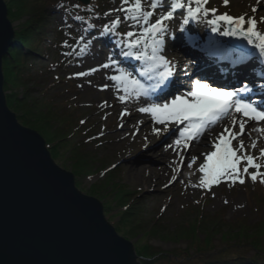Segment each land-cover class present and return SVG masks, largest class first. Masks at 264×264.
Instances as JSON below:
<instances>
[{
	"label": "rangeland",
	"instance_id": "obj_1",
	"mask_svg": "<svg viewBox=\"0 0 264 264\" xmlns=\"http://www.w3.org/2000/svg\"><path fill=\"white\" fill-rule=\"evenodd\" d=\"M4 1L8 7L10 0ZM52 2L50 8L54 11L53 31L51 30L52 32L49 33L52 48H50L47 57H34L37 67H32L30 63L27 65L28 71L35 75L29 81L28 97L30 101H38L40 106L43 105L41 99L50 100L55 107L64 104V111L62 110L61 113L65 117V123H61H63V127L71 123L69 126L73 127L74 134L71 128L64 131L63 137L71 136L66 140L67 143H64V141H59L60 136L55 130L58 129L60 122H56V128H52L57 133L55 138H51L50 132L38 124L27 126L19 119L20 112L12 107L7 100L10 91L4 89L7 105L15 113L19 123L35 130L46 142L53 144V141H56L58 143L50 146L51 156L61 169L74 174L75 187L79 191L100 200L103 208L106 202H111L113 210L106 211L104 208L106 219L114 226L119 236L133 244L140 260L143 259L140 251L150 253L147 249L167 253L170 256L160 260L157 264H203L205 261L225 259L228 256H239V258L253 256L255 250L246 243L247 237L236 238L233 232L229 233L231 228L228 225L225 226V229L216 226L214 236L208 243L210 245L206 244L207 246L203 243L205 234L201 229L198 232L200 238L198 247L201 246L202 250H199L201 248L196 245H191L187 239L177 240L173 234L177 230V226L189 224L197 216L199 218L202 213L209 215L207 217L210 219L221 216L220 225L225 222L229 225L236 224L241 219H245L244 221L249 224H254L260 216H264V209H258L260 207L259 200L264 199V180L258 176L256 181H252L250 175H245L243 184L222 181L220 184L212 186L211 190L199 187L202 178L199 175L198 162H201L202 159L193 154L192 150L183 165L172 168L171 161L179 163L175 148L174 146L168 147L166 143L156 149L158 145L155 143L159 135L155 133L156 127L148 119L149 116L142 115L138 110L142 106L131 111L128 105L112 98L107 99V92L102 87L104 85L102 78L104 75H109L107 69H100L84 77L74 75L82 71L87 72L102 64L100 60L103 54L99 56L102 39L95 40L91 51L85 56L65 55L72 51L71 46L76 44L80 35L83 34L91 38L88 33L84 32L89 24H95V34L98 36L103 24L115 16V14L105 16L104 13L114 7H119L120 0H101L100 3L88 5L86 12L73 7L81 4L76 0H52ZM209 7L217 9L218 14L226 12L234 17L247 14L246 18H248L255 15L258 28L264 31V21L261 20L264 17V0H260V3L258 0H229L227 5L224 4V0H210ZM253 7L257 8L255 14L252 12ZM76 15L84 17V21H76L74 19ZM10 20L15 30L23 21L18 19L14 21L11 18ZM127 30H129L127 25L122 24L120 31ZM92 31L89 29V32ZM65 41H68L70 47L65 46ZM166 55L176 64L178 75L184 76L183 80L188 83L189 76H185L183 73L184 65L191 62L188 55L179 52L178 48L177 51L171 48V51H167ZM2 68L5 80V78H9V75L5 72L4 64ZM194 69L195 65L191 62L189 68L191 79H194L192 75ZM184 88L188 89L186 86ZM17 91L22 95L25 89L20 88ZM122 109L128 110L124 116L120 114ZM134 113L136 115H133ZM131 121H133L132 125ZM204 137L203 141L207 142L208 136ZM78 142L87 144L88 150L83 152L82 158L77 156L82 145H74ZM74 147L78 150L75 151ZM261 147H264L263 143ZM248 152L260 157V149L257 154L249 149ZM75 156L78 157V162H76ZM191 156H196L198 159L196 164L189 168L187 165L190 163ZM89 158H91L90 162ZM142 158H147V160H142ZM87 165L91 168L90 174L82 172L83 169H87ZM244 166L245 162L239 167L242 170ZM109 169L111 170L109 171ZM116 170L117 177L114 182L124 186L131 193V203H141L149 223L157 221L164 226L165 230L170 231V238H166L168 236L164 234L166 232L159 233V230L130 236L125 233L124 229L119 228V224L117 227L118 218L113 215L116 214L119 207L115 202H112L113 193L104 191L102 194H106V197L102 198L89 191L92 183L98 180L102 181ZM256 171V169L249 168V173ZM260 171L264 172V168ZM173 177H175V181H173ZM188 206L195 207L196 210L190 212L193 214H185ZM207 217L204 216V221ZM256 233V231H252V236ZM143 246L147 248L144 249ZM185 256L189 258L184 260Z\"/></svg>",
	"mask_w": 264,
	"mask_h": 264
},
{
	"label": "snow or ice",
	"instance_id": "obj_2",
	"mask_svg": "<svg viewBox=\"0 0 264 264\" xmlns=\"http://www.w3.org/2000/svg\"><path fill=\"white\" fill-rule=\"evenodd\" d=\"M208 3L209 0H120L119 7L104 13L105 16H115L103 24L98 36L95 34V24H89L84 32L91 38L80 35L76 44L71 46L72 51L65 55L85 56L98 38L111 40L112 48L106 62L87 72L82 71L74 75L84 77L100 69H114V74L108 75L107 79L115 82L114 86L120 93L118 98L125 103L129 100L150 98L154 93H158L155 100H146V106L138 110L149 113L156 124L163 125V132L168 131L170 124L176 126L178 138L174 145L181 160L184 150L191 146L192 141L199 142L206 132L232 117L231 127L225 126L210 142L214 150L202 154L205 158L198 168L203 174L199 187L211 190L212 186L222 181L243 184L245 175H250L252 181H256L258 176L264 180V172L260 171L264 164L257 162V157L248 152V147L243 139H240L245 134L246 121L237 120L233 115L239 113L248 120L259 123L264 121V107L251 103L250 97L240 98V93L252 92L247 83L239 88L234 84L225 83L214 86L209 82L210 77L203 76L192 81V85L186 90L170 88L177 74L176 64L166 55V47L170 39L175 37L176 29L173 25H178L179 30L183 31L191 22L203 21L214 33L246 41L257 49L261 56H264V31L258 28L255 15L246 19L247 14L235 17L226 12L218 14L217 9L207 7ZM228 3L229 0H224L225 5ZM87 4L88 0H84V5ZM73 7L79 9L81 5ZM252 12L255 14L257 8L253 7ZM74 19L84 21V17L80 15H76ZM261 20L264 21V17ZM122 24L127 25L129 30L120 31ZM89 29L93 31L89 32ZM64 43L66 47H70L68 41ZM121 57L140 62L141 70L124 67ZM190 65L191 62L184 65L185 76L191 75ZM149 81L153 83H148ZM102 87L108 88L109 85ZM181 125L183 127H180ZM237 125L238 131H233ZM251 131L264 133V128L254 127ZM161 132L160 128L155 129L157 135ZM234 140L238 141L236 147H233ZM250 147L255 150L257 142L253 140ZM260 157L264 158V148L260 149ZM197 159L196 156H191L187 167L191 168ZM241 162H245L242 170L239 167ZM249 168L257 171L249 173ZM172 179L175 181V177Z\"/></svg>",
	"mask_w": 264,
	"mask_h": 264
},
{
	"label": "water",
	"instance_id": "obj_3",
	"mask_svg": "<svg viewBox=\"0 0 264 264\" xmlns=\"http://www.w3.org/2000/svg\"><path fill=\"white\" fill-rule=\"evenodd\" d=\"M14 38L0 0V264H141L102 203L75 187L45 139L8 107L2 67Z\"/></svg>",
	"mask_w": 264,
	"mask_h": 264
},
{
	"label": "trees",
	"instance_id": "obj_4",
	"mask_svg": "<svg viewBox=\"0 0 264 264\" xmlns=\"http://www.w3.org/2000/svg\"><path fill=\"white\" fill-rule=\"evenodd\" d=\"M52 4V0H10L8 2L9 17L14 21L17 19L23 21L20 23L19 28L16 31L14 46L3 59L5 72L7 75H9V78H5L4 80V89L6 91H10V93L7 95V100L12 107L16 108V110L20 112L19 119L23 123H25L27 126L31 124H38L40 127L46 128L50 132L51 138H55V135L58 133L60 136L59 141H64V143H67L66 140H68L71 136L68 135L63 137L62 134L64 131L70 130L69 128H71L73 131V127H70L71 123L66 124L63 127V123H65V117L61 111H64V104L60 107H55L52 105L50 100L41 99L40 101H42L43 105L40 106L38 101L29 100L27 90L31 77H35V75H32L31 71H28L27 65L30 63L32 67H37V65L34 63V57H47V55H49L50 48H52L49 38V33L53 31V10L50 8ZM20 88L25 89L22 95L19 91H17ZM56 122H63L59 124L58 129H55L57 133L52 130V128H56ZM54 144L58 143H56V141H53V144L47 142L49 149L51 148L50 146ZM74 145H82L80 150L77 152V156L82 158L83 152L88 150L87 144L78 142ZM76 150H78V148H75V151ZM78 153L80 154L78 155ZM78 157L75 156L76 162H78ZM91 158H89V162L91 161ZM90 170L91 168L89 165H87V169H83L82 172L90 174ZM116 177L117 170L110 173L102 181L98 180L92 183L89 187V191L93 195H98L102 198L106 197V194H102L104 191L106 193H113L112 202H115L119 207L118 211L115 212L116 214L113 215L118 218L117 227L119 224V228L124 229L125 233L130 236L148 232L153 233L154 231L159 230V233L166 232L164 234H167L168 236L166 238H168L171 232L165 230L164 226L157 221H150L149 223L144 213L145 209L142 208L141 203H131V193L124 186L114 182ZM259 201L260 207L258 209H264V199H260ZM122 207L124 210L121 209ZM189 207L190 206L186 208V212L188 213L185 212V214L187 215L193 214L190 212L196 210L195 207ZM104 208L106 211H111L114 209L111 202H106ZM204 216L207 217L209 215L202 213L201 216L199 215V218L197 216L195 219L190 221L189 224H186L185 226H177V230H175L173 235L177 238V240L187 239L191 242V245H196L198 247L200 240L198 232L201 229L205 234L203 243L206 245L214 236L216 226H221V229H225V226L228 225L231 228L229 233L233 232L234 235H236V238L247 237L246 243L255 250V253L253 256H251V258L228 256L225 259L205 261L203 264H264V216H260L258 221L254 222V224H249L248 222L244 221L245 219H241V221H237L236 224L232 225H229L226 222L220 225L219 222L221 221V216H218L214 219L207 217L205 221ZM252 231H256V235L252 236ZM145 248L147 247L145 246L144 249ZM198 248H201V246ZM202 249L203 248L199 250ZM147 250H149L150 253L140 251L141 256H143L141 264H157L160 260L170 257L167 253H162L152 249ZM188 255L191 257L190 254ZM186 258L189 257L185 256L183 259L185 260Z\"/></svg>",
	"mask_w": 264,
	"mask_h": 264
},
{
	"label": "bare ground",
	"instance_id": "obj_5",
	"mask_svg": "<svg viewBox=\"0 0 264 264\" xmlns=\"http://www.w3.org/2000/svg\"><path fill=\"white\" fill-rule=\"evenodd\" d=\"M8 8V7H7ZM263 14H264V12H263ZM258 17V16H257ZM8 18H9V15H8ZM9 20H10V18H9ZM11 21V20H10ZM12 23V22H11ZM18 29V28H17ZM17 29L15 30V33H16V31H17ZM10 51V50H9ZM110 70H114V69H110ZM114 83L115 82H113V81H110V80H108L107 79V77H103L102 78V84H107V85H109V87L108 88H105V91L107 92V99H116V100H118L119 98H118V96L120 95V93H118L117 92V89H116V87L114 86ZM131 101L132 100H129L128 102H126V104H130L131 103ZM142 101V99H140V100H138V102H141ZM138 106V104H135L134 105V109L136 108ZM148 114V116L150 117V114L149 113H147ZM133 115H135V113L133 114ZM153 121V120H152ZM131 123V125L133 124V121H131L130 122ZM199 145H201V143L202 144H205V142L203 141V140H200L199 141ZM197 145L198 144H196V146L194 147V149H193V152H194V154H200V151H203L206 147H204V148H199V147H197ZM46 147H47V149H48V151L50 152V154H51V151H50V149H49V146L47 145V142H46ZM203 149V150H202ZM172 162V164H171V167L172 168H175L176 167V165H175V162H173V161H171ZM174 165H175V167H174ZM164 172H166V171H164ZM103 205V204H102ZM135 249V248H134ZM139 261L141 262V260L139 259Z\"/></svg>",
	"mask_w": 264,
	"mask_h": 264
}]
</instances>
